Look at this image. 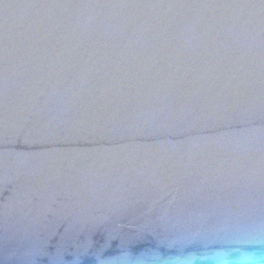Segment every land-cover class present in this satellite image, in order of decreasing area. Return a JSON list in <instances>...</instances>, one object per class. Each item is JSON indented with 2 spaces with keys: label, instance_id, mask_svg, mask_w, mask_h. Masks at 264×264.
<instances>
[{
  "label": "water",
  "instance_id": "obj_1",
  "mask_svg": "<svg viewBox=\"0 0 264 264\" xmlns=\"http://www.w3.org/2000/svg\"><path fill=\"white\" fill-rule=\"evenodd\" d=\"M264 258V0H0V264Z\"/></svg>",
  "mask_w": 264,
  "mask_h": 264
},
{
  "label": "clouds",
  "instance_id": "obj_2",
  "mask_svg": "<svg viewBox=\"0 0 264 264\" xmlns=\"http://www.w3.org/2000/svg\"><path fill=\"white\" fill-rule=\"evenodd\" d=\"M216 264H264V258L259 257H247L236 261L220 260Z\"/></svg>",
  "mask_w": 264,
  "mask_h": 264
}]
</instances>
